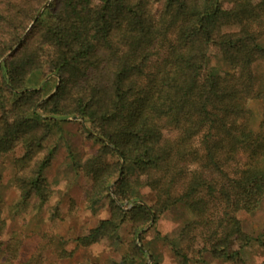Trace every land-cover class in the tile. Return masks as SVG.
Listing matches in <instances>:
<instances>
[{
	"label": "trees",
	"instance_id": "1",
	"mask_svg": "<svg viewBox=\"0 0 264 264\" xmlns=\"http://www.w3.org/2000/svg\"><path fill=\"white\" fill-rule=\"evenodd\" d=\"M46 1L0 0V156L22 151L13 175L19 203L49 200L45 170L55 147L46 141L78 117L99 147L82 165L70 154L71 165L90 179L89 200H106L109 216L74 238L76 246L115 237L133 212V238L108 264L139 261L137 234L181 204L192 217L171 250L179 264L190 254L204 263L203 253L244 264L229 244L250 241L237 214L264 197V0L228 8L220 0H51L30 26ZM43 47L54 55L52 93L55 84H27L43 68ZM211 47L229 66L222 75L204 71ZM251 101L260 104L256 128ZM135 184L154 201L132 199L126 210ZM1 209L0 197V250L12 263L21 241L1 239Z\"/></svg>",
	"mask_w": 264,
	"mask_h": 264
},
{
	"label": "rangeland",
	"instance_id": "2",
	"mask_svg": "<svg viewBox=\"0 0 264 264\" xmlns=\"http://www.w3.org/2000/svg\"><path fill=\"white\" fill-rule=\"evenodd\" d=\"M234 1L220 0L223 8H228ZM158 6L159 4H156L155 9H158ZM32 24L31 22L30 26ZM258 44L264 46V36L258 40ZM15 49L16 47L13 51ZM41 57L43 68L33 74L27 84L29 88L34 89L40 87L42 83H47L48 91L52 90L55 84L52 93L56 88L55 76L51 74L54 55L51 50L43 47ZM228 69L229 66L222 60L219 51L211 47L207 53L204 71L222 75ZM3 103L7 108L8 104ZM248 104L252 111L251 127L256 128L260 104L252 101ZM75 118L68 117L62 123L59 138L51 136L46 141L48 146L55 147L53 160L45 170L46 183L51 192V197L46 202H39L37 198L32 197L26 203L20 204L13 175L14 159L20 156L22 151L16 148L0 156L1 216L5 220L1 239L5 242L15 237L21 241L18 259L12 263L7 262L0 250V264H108L111 261H119L127 250L133 238L135 222L133 212L115 237L103 239L88 247H78L74 242V238L85 234L100 220L109 216L106 200L91 202L90 179L76 174L71 165L70 154L77 164L82 165L99 147L96 141L87 137V124L82 119ZM109 160V157L105 158L106 162ZM124 167L131 180H134L137 172L128 164ZM132 199L148 207L154 201V195L148 188L135 184L130 201L123 203L126 210H130ZM191 217V213L184 205L169 207L156 222H150L135 238V244L144 253L145 258L129 261L128 264H179V259L171 250L179 247L178 233ZM237 217L241 222L243 234L250 241L243 246L230 243L229 251L233 255L232 258H236L233 252L237 251V256L242 258L244 264H258L264 260V197L256 210L250 213L239 212ZM61 250L71 255L60 256ZM190 257L189 264H235L233 261L216 260L208 253L202 254L204 263L198 261L194 254H190Z\"/></svg>",
	"mask_w": 264,
	"mask_h": 264
},
{
	"label": "water",
	"instance_id": "3",
	"mask_svg": "<svg viewBox=\"0 0 264 264\" xmlns=\"http://www.w3.org/2000/svg\"><path fill=\"white\" fill-rule=\"evenodd\" d=\"M49 1H47L46 3H44L41 6V8L38 10V12L36 13V15L34 16V19H33L32 23L40 16L41 12L46 8V6L48 5ZM8 55H10V53H8L7 56ZM73 118L76 119L75 117H73Z\"/></svg>",
	"mask_w": 264,
	"mask_h": 264
}]
</instances>
